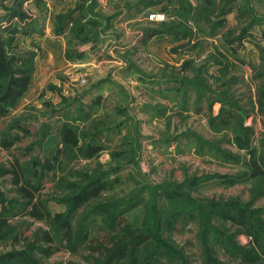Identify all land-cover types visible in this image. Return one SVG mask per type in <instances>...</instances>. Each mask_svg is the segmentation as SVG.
Masks as SVG:
<instances>
[{"label": "rangeland", "instance_id": "rangeland-1", "mask_svg": "<svg viewBox=\"0 0 264 264\" xmlns=\"http://www.w3.org/2000/svg\"><path fill=\"white\" fill-rule=\"evenodd\" d=\"M23 13L8 51L32 81L0 121V171L25 175L51 219L0 178V258L99 264L107 213L149 237L138 264H243L254 236L264 248V0H29ZM94 180L106 190L74 210ZM239 210L246 229L221 216ZM36 234L49 255L26 251Z\"/></svg>", "mask_w": 264, "mask_h": 264}, {"label": "trees", "instance_id": "trees-1", "mask_svg": "<svg viewBox=\"0 0 264 264\" xmlns=\"http://www.w3.org/2000/svg\"><path fill=\"white\" fill-rule=\"evenodd\" d=\"M25 3L26 0H14V5L12 9H10L6 20L7 25L0 27V121L10 114L31 86V67L27 63L20 62V59H17L9 53L8 49L11 42L7 39V36L10 38V36L20 34V26H29L30 20L23 13V5ZM15 19L18 21L16 25L12 24ZM225 122L226 121H223V123ZM59 136L63 146L71 148L77 147V140L71 130L64 128L60 131ZM2 146L7 149L11 145ZM94 154H96V152L93 153V155ZM260 163L262 167L260 166L257 170H263L264 168V161ZM256 166L257 165H255V167ZM10 174L15 176L13 182L18 188L20 198L25 202L26 215L37 221L49 222L51 219L50 214L46 211L42 202H34L37 189L31 187L25 175L19 176L17 171H0V178ZM105 190L106 186L100 181L94 180L89 182L71 198L70 203L72 208L74 210L84 208L89 203L96 201ZM221 216H223L225 220H232L236 225L246 229L245 222L247 217L244 212H240L239 210L237 212V219L231 218L226 214H221ZM121 217L122 214L107 213L105 215L104 222L108 228V235L106 236L107 239L104 245L100 246L101 251L99 252L101 258L99 259V264H138L139 248L149 237H137L128 227H122L120 230H117V224H120L117 222L120 221L119 218L121 219ZM63 225L70 240L71 226L68 221H64ZM253 240V245L256 246L255 250L252 249L249 252L235 251V257H238L243 264H253L257 262L258 258L264 257V248L261 246L260 240L256 236H254ZM40 242L46 243L50 247L53 239L47 234H44L42 237L36 234L32 244H25L26 251L35 252V250H40L44 255H49L51 253L50 249L44 250L40 247L39 249L36 248L37 243ZM17 259L21 261L20 264H24V262L29 263L23 253L21 255H5L0 258V264H17Z\"/></svg>", "mask_w": 264, "mask_h": 264}, {"label": "crops", "instance_id": "crops-1", "mask_svg": "<svg viewBox=\"0 0 264 264\" xmlns=\"http://www.w3.org/2000/svg\"><path fill=\"white\" fill-rule=\"evenodd\" d=\"M13 5H14V0H0V24L2 23L0 25V27H4V26L7 25L6 22L1 19L5 15V14H3L4 12L2 11L3 8H4V6H7L8 7L7 8V13L9 14V11H10V9H12ZM25 8H29V0H26V3L23 5V10ZM17 23H18V21L16 19L12 22V24H15V25Z\"/></svg>", "mask_w": 264, "mask_h": 264}]
</instances>
